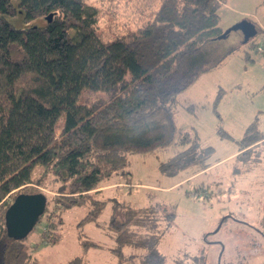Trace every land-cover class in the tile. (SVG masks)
Wrapping results in <instances>:
<instances>
[{"label": "trees", "instance_id": "trees-1", "mask_svg": "<svg viewBox=\"0 0 264 264\" xmlns=\"http://www.w3.org/2000/svg\"><path fill=\"white\" fill-rule=\"evenodd\" d=\"M220 1L159 0L143 25L104 38L98 28L99 7L88 0H0V264H40L27 236L17 239L6 232L4 214L18 193L46 195L39 217L46 219L41 241L55 244L64 209L89 203L79 224L97 220L106 200L97 197L96 189L127 164V152L177 144L180 148L161 164L163 171L209 166L205 159L210 148L176 125L171 104L217 60L205 44L222 33ZM17 13L26 26L16 27L7 19ZM84 89L101 90L106 97L78 102ZM218 100L219 95L214 111ZM188 109L193 111L192 105ZM159 112L165 122H145ZM263 139L255 117L239 149ZM36 167L43 168L41 180H34ZM42 179L46 185L51 182L54 195L30 186L34 181L41 185ZM50 205L57 207L56 217ZM149 208L114 203L110 225L117 246L110 250L118 258H125L121 248L128 245L144 250L137 264L164 263L156 220H142L141 213ZM87 245L96 246L83 243ZM200 260L194 256L189 264ZM81 263L75 257L67 264Z\"/></svg>", "mask_w": 264, "mask_h": 264}, {"label": "rangeland", "instance_id": "rangeland-1", "mask_svg": "<svg viewBox=\"0 0 264 264\" xmlns=\"http://www.w3.org/2000/svg\"><path fill=\"white\" fill-rule=\"evenodd\" d=\"M88 1L99 7L98 28L104 38L137 29L159 2ZM217 12L222 33L242 20L252 22L257 32L243 42L241 30L231 29L224 37L207 42L205 49L217 59L214 66L179 92L171 104L176 125L194 132L200 145L210 148L205 159L209 166L200 170L193 164L173 173L163 171L161 164L180 148L177 144L127 152V164L101 182L116 183L99 191L97 197L106 200V205L95 222L79 224L91 207L89 203L64 209L58 228L61 238L55 244L41 241L45 217L36 222L25 241L40 264H67L75 257L81 258V264H137L143 249L124 245V259L110 250L117 246L110 225L115 202L151 207L149 213H141L142 220H156L154 231L160 233L157 247L165 257L163 264H189L194 256H201L199 264H264V139L237 152L255 117L258 129L264 132V65L256 51L264 36V0H221ZM7 19L16 27L27 25L21 13ZM245 53L250 54V60ZM104 97L101 90L84 89L78 102L88 104ZM190 105L193 111L188 109ZM165 121L163 112L145 120L149 125ZM62 123L63 116L56 133ZM42 171V167L34 169V180H41ZM41 182L30 186L49 196L55 194L48 187L52 185L49 180L47 185L43 179ZM50 208L56 217L57 207ZM84 242L96 246H83Z\"/></svg>", "mask_w": 264, "mask_h": 264}, {"label": "water", "instance_id": "water-1", "mask_svg": "<svg viewBox=\"0 0 264 264\" xmlns=\"http://www.w3.org/2000/svg\"><path fill=\"white\" fill-rule=\"evenodd\" d=\"M231 29L241 30L243 42H247L257 32L256 26L252 22L242 20L218 37H224ZM46 201L47 198L43 192L18 193L4 214L7 235L17 239L26 237L44 212Z\"/></svg>", "mask_w": 264, "mask_h": 264}, {"label": "built area", "instance_id": "built-area-1", "mask_svg": "<svg viewBox=\"0 0 264 264\" xmlns=\"http://www.w3.org/2000/svg\"><path fill=\"white\" fill-rule=\"evenodd\" d=\"M262 38L263 40L260 43L256 44V51H258L261 54L262 62L264 65V36Z\"/></svg>", "mask_w": 264, "mask_h": 264}, {"label": "crops", "instance_id": "crops-1", "mask_svg": "<svg viewBox=\"0 0 264 264\" xmlns=\"http://www.w3.org/2000/svg\"><path fill=\"white\" fill-rule=\"evenodd\" d=\"M262 27H264V25H262ZM247 59H251V56H250V54H249V57L247 58ZM240 151V149L237 151V152H239ZM116 182H111V183H107L106 185H100L96 190L98 191L97 192V195L102 191V190H104L105 188H107V187H111L112 185H114ZM117 183H120V182H117ZM100 191V192H99Z\"/></svg>", "mask_w": 264, "mask_h": 264}]
</instances>
